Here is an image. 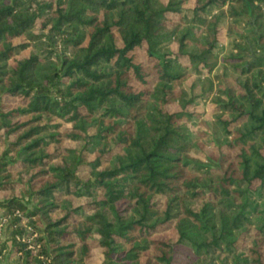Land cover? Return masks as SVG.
<instances>
[{"label":"trees","instance_id":"16d2710c","mask_svg":"<svg viewBox=\"0 0 264 264\" xmlns=\"http://www.w3.org/2000/svg\"><path fill=\"white\" fill-rule=\"evenodd\" d=\"M0 210L20 264H264V0H0Z\"/></svg>","mask_w":264,"mask_h":264},{"label":"rangeland","instance_id":"374dc122","mask_svg":"<svg viewBox=\"0 0 264 264\" xmlns=\"http://www.w3.org/2000/svg\"><path fill=\"white\" fill-rule=\"evenodd\" d=\"M219 50L222 53L228 52L232 48V39L228 38L225 42L218 45ZM221 69H219L220 71ZM231 77H234V74H230ZM191 78L187 79V83H189ZM229 82H232V79L229 78ZM198 111L202 114L205 119L211 117L212 111L214 110V105L209 101V98L200 101L198 104ZM202 156V155H201ZM39 227L43 229L41 224ZM173 233L172 228H166L161 231V235L165 238L170 237ZM11 236L10 229L4 228L0 231V264H20V258L17 256L11 255V251L9 252V248H11ZM223 260V261H222ZM228 264V260H224L221 257L209 256L202 260V264Z\"/></svg>","mask_w":264,"mask_h":264},{"label":"built area","instance_id":"2783aa9c","mask_svg":"<svg viewBox=\"0 0 264 264\" xmlns=\"http://www.w3.org/2000/svg\"><path fill=\"white\" fill-rule=\"evenodd\" d=\"M13 215L19 216L20 213L18 210H15L13 212V214L11 215L9 213L5 214L3 211L0 210V231L7 227L8 223L11 220ZM28 230H30V229H28ZM34 236H36V233L32 232L28 237H25L24 235L21 236L19 234H16L15 238L17 240H21V241L25 242L28 247H33V243L31 242V240H33Z\"/></svg>","mask_w":264,"mask_h":264}]
</instances>
